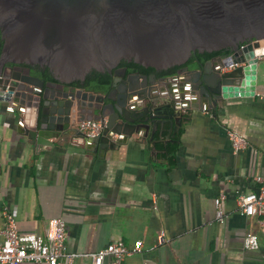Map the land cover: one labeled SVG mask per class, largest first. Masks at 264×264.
<instances>
[{"label": "crops", "instance_id": "1", "mask_svg": "<svg viewBox=\"0 0 264 264\" xmlns=\"http://www.w3.org/2000/svg\"><path fill=\"white\" fill-rule=\"evenodd\" d=\"M257 83L263 95L264 57ZM8 105L15 111H7ZM0 106V245L7 207L26 233L44 235L50 219L64 218L68 250L81 254L74 264H91L90 254L116 240L129 246L143 241L142 250L123 264H264L261 218L242 215L237 202L239 195L258 191L257 175L264 177V98L259 95L228 99L216 113L183 110L178 138L167 137V125L158 140L151 133L134 135L101 151L72 132L37 152L23 133L21 116H31V109L24 113L20 104L5 100ZM227 128L245 135L250 146L236 153ZM173 140L178 149L170 162L156 143ZM222 194L224 222L215 206ZM251 231L259 233V249L244 247Z\"/></svg>", "mask_w": 264, "mask_h": 264}, {"label": "water", "instance_id": "2", "mask_svg": "<svg viewBox=\"0 0 264 264\" xmlns=\"http://www.w3.org/2000/svg\"><path fill=\"white\" fill-rule=\"evenodd\" d=\"M220 51L229 53L191 60ZM262 57L264 0H0V100L31 109L23 133L37 152L72 132L99 151L134 135L154 138L167 125L170 138L185 109L216 113L228 99L255 96ZM122 60L178 68L128 73ZM92 70L113 76L106 91L86 88ZM101 118L108 122L99 136L77 128Z\"/></svg>", "mask_w": 264, "mask_h": 264}, {"label": "built area", "instance_id": "3", "mask_svg": "<svg viewBox=\"0 0 264 264\" xmlns=\"http://www.w3.org/2000/svg\"><path fill=\"white\" fill-rule=\"evenodd\" d=\"M35 90L42 91L39 86ZM261 98V95L256 92ZM255 95V96H256ZM2 107L0 106V124ZM6 110L14 112L13 105H8ZM107 119H85L77 122V128L88 135L96 137L103 133L107 126ZM227 134L233 150L238 153L250 146L249 139L233 128H227ZM255 179L259 182V189L256 192H249L239 195L238 207L242 215L259 216L261 232L264 234V177L257 175ZM225 195L215 199L216 216L219 221L226 220V213L223 210V199ZM6 227L2 231L4 234L3 243L0 245V262L5 264L24 263H45V264H74L80 253H73L67 247V224L64 218L54 217L48 221L46 233L38 235L36 233H26L19 229L14 213L7 207L4 209ZM165 240L164 233L160 235V241ZM244 247L255 250L260 248V236L258 232L251 231L244 236ZM143 241L138 240L129 246L122 240L109 243L106 247L90 254L91 264H123L128 255L141 251Z\"/></svg>", "mask_w": 264, "mask_h": 264}, {"label": "trees", "instance_id": "4", "mask_svg": "<svg viewBox=\"0 0 264 264\" xmlns=\"http://www.w3.org/2000/svg\"><path fill=\"white\" fill-rule=\"evenodd\" d=\"M228 51H220V52H204V53H194L192 55V59L191 60H195V59H199L202 62H205L206 60L218 55V54H228ZM119 66H124L127 68V72H140L143 74H150L152 72H156L158 74V76H163V75H171L174 74L177 70L178 67H171L167 70H162V71H156L154 68H147L144 67L138 63H135L134 61H127V60H122ZM37 73L43 77L45 80H50L52 79V75L50 73V71L48 69L46 70H42V69H38ZM112 75L108 72H100L97 70H92L88 75L87 78L85 80V86L87 89L95 91V92H104L106 91L109 86L110 83L112 81ZM181 131H178L176 133V138L179 137ZM158 131L156 132L155 136H154V140H158ZM156 146L160 149L164 150L163 155L165 156V158H167L170 162H173L174 158H175V153L178 149V141L177 140H173L167 143H156Z\"/></svg>", "mask_w": 264, "mask_h": 264}, {"label": "flooded vegetation", "instance_id": "5", "mask_svg": "<svg viewBox=\"0 0 264 264\" xmlns=\"http://www.w3.org/2000/svg\"><path fill=\"white\" fill-rule=\"evenodd\" d=\"M120 68H126V67H124V66H119ZM126 70H127V68H126ZM130 73V72H129ZM113 77V76H112Z\"/></svg>", "mask_w": 264, "mask_h": 264}]
</instances>
